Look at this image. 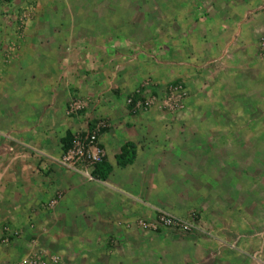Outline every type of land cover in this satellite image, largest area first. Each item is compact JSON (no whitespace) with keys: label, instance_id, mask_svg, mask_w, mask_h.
Wrapping results in <instances>:
<instances>
[{"label":"rangeland","instance_id":"374dc122","mask_svg":"<svg viewBox=\"0 0 264 264\" xmlns=\"http://www.w3.org/2000/svg\"><path fill=\"white\" fill-rule=\"evenodd\" d=\"M263 3L0 0V264H264Z\"/></svg>","mask_w":264,"mask_h":264},{"label":"built area","instance_id":"2783aa9c","mask_svg":"<svg viewBox=\"0 0 264 264\" xmlns=\"http://www.w3.org/2000/svg\"><path fill=\"white\" fill-rule=\"evenodd\" d=\"M264 8V3L263 6ZM259 52L264 59V35L259 39ZM153 102L152 98L141 97V91L136 90L135 93L128 97L127 103L133 109L149 108ZM80 105L76 101L69 103V110L77 111ZM106 126L103 120H100L96 126L90 128L86 134L74 135V139L69 148L62 151V163L69 168L86 165L93 170L94 163L100 161L104 157V149L98 141V133L100 129ZM162 221L166 224L174 222L171 217H162Z\"/></svg>","mask_w":264,"mask_h":264},{"label":"trees","instance_id":"16d2710c","mask_svg":"<svg viewBox=\"0 0 264 264\" xmlns=\"http://www.w3.org/2000/svg\"><path fill=\"white\" fill-rule=\"evenodd\" d=\"M103 130L104 128L100 129V131ZM73 139H74V135L71 132L67 131L64 137L62 138L63 151H65L67 148L71 146ZM133 157H134L133 144L128 141L125 142L120 147V152L116 155V162L119 165H126L132 162ZM110 169H111L110 164L106 161L105 157H103L100 161L94 163L91 174L96 178H100L104 180L106 179Z\"/></svg>","mask_w":264,"mask_h":264},{"label":"crops","instance_id":"0c3cea01","mask_svg":"<svg viewBox=\"0 0 264 264\" xmlns=\"http://www.w3.org/2000/svg\"><path fill=\"white\" fill-rule=\"evenodd\" d=\"M100 136H99V140H100V142H102V139H101V136H102V134H99Z\"/></svg>","mask_w":264,"mask_h":264}]
</instances>
